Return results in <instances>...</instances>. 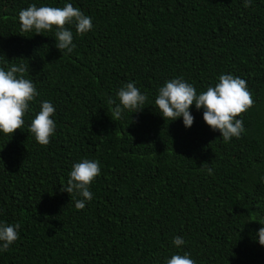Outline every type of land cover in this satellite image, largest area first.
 <instances>
[{
  "label": "trees",
  "instance_id": "16d2710c",
  "mask_svg": "<svg viewBox=\"0 0 264 264\" xmlns=\"http://www.w3.org/2000/svg\"><path fill=\"white\" fill-rule=\"evenodd\" d=\"M67 3L93 24L84 35L65 26L71 53L55 47V28L21 32L22 9ZM13 65H28L39 95L23 127L0 133V223L20 225L0 264H166L185 252L196 264H264V0H0V68ZM222 74L255 101L237 117L240 138L224 142L195 105L189 128L162 118L166 81L200 94ZM129 82L147 100L113 119L107 100ZM42 101L55 108L46 146L28 131ZM83 159L101 171L77 210L82 197L61 188Z\"/></svg>",
  "mask_w": 264,
  "mask_h": 264
},
{
  "label": "clouds",
  "instance_id": "9594fccd",
  "mask_svg": "<svg viewBox=\"0 0 264 264\" xmlns=\"http://www.w3.org/2000/svg\"><path fill=\"white\" fill-rule=\"evenodd\" d=\"M251 2L252 0H244V6L249 7ZM18 20L21 32L34 31L35 34H41L55 28V47L61 53L64 50L71 53L75 47L73 33L65 27L66 25H73L78 35H84L93 27L91 17L86 16L71 3L63 7H37L32 4L19 12ZM28 69V65H13L8 70L0 68V133L5 135H12L23 127L29 103L39 95L34 83L24 78ZM116 97L117 99L107 100V103L113 106L111 108L113 119H120L124 110L139 112L147 100V95L141 94L133 82L121 87ZM254 103L247 82L231 74L220 75L214 86L207 87L200 94H197L193 85L182 77L171 79L158 89L155 98V105L162 118L174 121L182 117L185 128L191 127L194 122V117L189 111L190 107L195 105L197 110L203 109L204 123L212 131L219 132L224 142H229L233 137L240 138L245 129L243 121L237 117L245 113ZM54 114L55 108L52 103L42 101L39 112L28 128L35 141L42 146L49 144L50 137L55 132L56 123L52 119ZM100 171V164L96 160L83 159L72 165L67 186L61 190L82 197L75 202L77 210L84 209L85 202L92 199L89 186L100 175ZM207 171L209 175L212 174L211 168ZM261 225L257 236L258 243L264 247V222ZM19 227L18 223H0V251H6L19 238L17 231ZM172 243L179 248L185 241L177 236ZM166 264H196V262L190 258L189 253L185 252L183 255H172L167 259Z\"/></svg>",
  "mask_w": 264,
  "mask_h": 264
}]
</instances>
